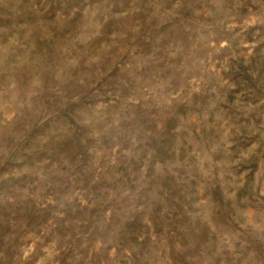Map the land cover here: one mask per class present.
<instances>
[{"label": "rangeland", "instance_id": "1", "mask_svg": "<svg viewBox=\"0 0 264 264\" xmlns=\"http://www.w3.org/2000/svg\"><path fill=\"white\" fill-rule=\"evenodd\" d=\"M0 264H264V0H0Z\"/></svg>", "mask_w": 264, "mask_h": 264}]
</instances>
